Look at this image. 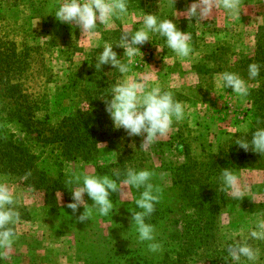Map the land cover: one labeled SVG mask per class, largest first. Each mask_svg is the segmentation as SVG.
Listing matches in <instances>:
<instances>
[{"label":"rangeland","instance_id":"1","mask_svg":"<svg viewBox=\"0 0 264 264\" xmlns=\"http://www.w3.org/2000/svg\"><path fill=\"white\" fill-rule=\"evenodd\" d=\"M60 2L0 0V50L9 57L10 64L15 63L10 66L9 77L32 96L37 119H47L52 125L75 114L77 109H87L85 96L103 95V84L113 82L109 85L112 88L124 80L125 75L111 65L97 70V57L108 43L126 62L124 49L116 46L125 32L130 35L143 27L144 14H155L158 20L171 19L178 30L191 34L193 51L182 60L167 47L166 38L150 32V40L137 46L141 53L126 74L139 79L153 73L155 79L148 87L159 85L163 91H171L175 100L186 105L185 119L174 122L167 137L146 151H141L142 137H129L124 129H117L121 136L102 143L93 163L71 164L64 170L65 176L86 171L110 178L111 173H126L121 170L123 165L153 172L151 182L161 192L155 205L159 212L151 215L152 225L163 250L149 252L147 243L138 242V233L132 228V211L140 210L135 200L142 189L131 188V196L125 201L120 200L118 193H111L114 206L107 216L93 212L89 220L79 223L77 217L84 212L83 206L73 214L66 207L72 202L61 195L59 204L51 207L40 192L23 185L18 178L0 174V179L12 187L20 213L18 237L9 258L0 259V264H235L227 248L241 240H248L259 249L255 264H264V241L249 238L257 219L264 218L261 154L248 163L244 161L246 169H233L243 189L240 198L218 189L219 199L213 205L215 227L209 230L213 233L209 242L192 247L172 243L168 238L171 231L182 229L188 215L195 213L181 200L173 184V172L193 162L211 164L229 154L230 149L232 153L239 150L236 140L254 128L259 98L251 90L264 87V72L261 77L259 74L254 80L249 79L248 66L257 63L264 71V0L241 1L240 15L235 19L222 9L214 10L213 19L201 24L177 16L195 0H127L128 14L114 17L110 29L97 22V35L86 42L81 41L84 37L78 26L56 19ZM224 71L237 73L248 83L247 97H238L232 88L216 86L217 74ZM91 72L95 74L89 76ZM103 76L105 79H101ZM10 131L19 141L25 137L14 127ZM40 148L39 168L57 177L59 170L52 168L51 161H43L51 158L52 147ZM219 178L216 173L212 182ZM84 198L89 206L94 203L87 194ZM240 264L253 262L242 257Z\"/></svg>","mask_w":264,"mask_h":264},{"label":"clouds","instance_id":"2","mask_svg":"<svg viewBox=\"0 0 264 264\" xmlns=\"http://www.w3.org/2000/svg\"><path fill=\"white\" fill-rule=\"evenodd\" d=\"M221 9L235 19L240 15L241 0H195L186 6L184 12L177 13V16H185L189 21L195 19V23L201 24L202 21L213 19L214 10L218 12ZM127 14V0H61L55 17L62 23L78 26L84 37L81 41L86 42L97 35V22L105 29H110L114 17L123 18ZM142 19L143 27L130 35L125 32L116 46L124 49L126 62L125 59L118 58L111 44L105 43L103 52L97 57L95 67L98 70L104 65H111L125 75L122 82L112 86L111 94L108 96L110 99L102 97L106 105L105 110L116 129H124L129 137H142L141 151H146L158 140L167 137L174 122L178 123L185 119L186 105L175 100L171 91H163L159 85L149 88V82L155 79L153 73L143 74L139 79L126 75L134 58L141 53L137 46L147 43L151 32L166 38L167 47L182 60L188 58L193 49L190 46L191 34L178 30L173 20H158L155 14H144ZM157 51L161 49L157 48ZM259 74L260 65L249 64V79L254 80ZM216 86L232 88L238 97L249 95L248 83L234 72L224 71L217 74ZM235 143L245 151L251 149L264 155V128L254 131L250 141L237 139ZM132 147L135 149V145ZM114 175L119 179L121 174L115 172ZM154 175L149 170L137 171L129 167L118 184L116 179L108 175L96 176L86 171L72 173L66 183L69 186L75 185L69 187L74 202L68 203L66 207L76 214L83 206L84 212L77 217V222L83 223L90 219L93 212L100 216H107L110 213L114 206L110 199L111 193H118L120 200L125 201L131 196V188L138 191L142 189L139 198L135 200L140 210L132 211V228L138 233V242L147 243L149 252H160L163 247L156 240L155 228L146 222V218L151 217L155 212V205L160 201L161 189L151 182ZM30 176L31 173L28 172L21 179L26 180ZM219 179L222 185L220 191L225 195L232 198H240L243 195L240 177L233 169H223ZM85 194L94 202L91 206L86 203ZM58 195L60 200L61 194ZM17 203L12 187L0 179V259L3 260L9 258L18 237L16 225L20 223V213L16 207ZM249 238L264 241V218L257 219L255 227L249 232ZM227 252L235 264H240L242 257L255 264L259 256V249L253 248L248 240L236 241L227 248Z\"/></svg>","mask_w":264,"mask_h":264},{"label":"trees","instance_id":"3","mask_svg":"<svg viewBox=\"0 0 264 264\" xmlns=\"http://www.w3.org/2000/svg\"><path fill=\"white\" fill-rule=\"evenodd\" d=\"M8 63L9 57H4L0 50V101L2 102L0 104V174L18 178L23 185L40 192L44 196L45 204L51 207L59 204L58 193L66 201L73 202L69 187L75 185L69 186L66 183L69 179L64 173L66 167L81 162L93 163L102 143L121 136L106 112L102 98L107 97L111 90L109 85L113 82L102 85L103 95L100 93L91 98L85 96L87 109H77L75 114L65 117L57 125H52L47 119L44 121L37 119L38 110L32 96L23 89L21 83H13L9 77L10 66L15 63ZM7 65L9 66L6 69ZM262 70L260 69V77L264 72ZM94 74L91 72L89 76ZM251 91L259 100L254 128L248 135L241 137L249 141L254 131L264 128V87ZM13 127L24 134L22 141L17 140V135L10 131ZM40 147H52L51 158H44L43 161H51L52 168L59 170L57 177L39 168ZM258 155L260 154L251 149L245 151L239 147V150L233 153L230 149L229 154L211 164L193 162L177 168L175 173L173 172L175 175L173 184L179 190L185 206L193 208L195 213L186 217L182 229L171 231L169 240L172 243L181 242L184 246L192 245V247L196 243L209 242L213 238V233H209V230L215 227L216 219L213 205L219 199L218 189L221 183L220 179L212 182V178L216 173L221 175L224 168L246 169L245 163ZM121 170L127 171V167L123 165ZM28 172L31 176L22 180L21 178ZM125 174L124 172L120 175L119 179L114 173H111V176L118 182ZM157 212L159 209L155 207L153 214L157 215ZM146 222L152 225L154 221L149 217L146 218Z\"/></svg>","mask_w":264,"mask_h":264},{"label":"crops","instance_id":"4","mask_svg":"<svg viewBox=\"0 0 264 264\" xmlns=\"http://www.w3.org/2000/svg\"><path fill=\"white\" fill-rule=\"evenodd\" d=\"M241 1H243V0H241ZM253 1L257 3V1H261V0H253Z\"/></svg>","mask_w":264,"mask_h":264}]
</instances>
